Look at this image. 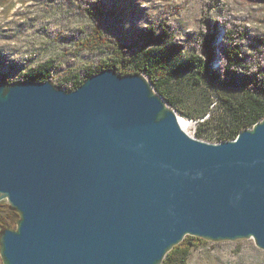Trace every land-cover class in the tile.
I'll return each instance as SVG.
<instances>
[{
	"label": "water",
	"instance_id": "obj_1",
	"mask_svg": "<svg viewBox=\"0 0 264 264\" xmlns=\"http://www.w3.org/2000/svg\"><path fill=\"white\" fill-rule=\"evenodd\" d=\"M1 202L20 217L3 264H163L187 237L264 251V119L210 144L142 73L0 81Z\"/></svg>",
	"mask_w": 264,
	"mask_h": 264
},
{
	"label": "rangeland",
	"instance_id": "obj_2",
	"mask_svg": "<svg viewBox=\"0 0 264 264\" xmlns=\"http://www.w3.org/2000/svg\"><path fill=\"white\" fill-rule=\"evenodd\" d=\"M96 29L103 32L102 41ZM149 32L167 34L164 46L181 51L179 63L215 52L220 58L212 62L213 69L221 74V51L239 46L244 58L240 78L263 84L264 0H0V81H22L29 71L50 64V80L64 90L74 89L76 76L80 82L89 68L114 64L117 52L127 58L140 53ZM89 38L93 42L88 46ZM125 71L133 74L135 67ZM193 82L190 74H183L173 83V98L181 110L151 84L179 119L191 121L187 131L192 137L220 144L213 138L224 125L218 108L222 98L238 97L241 90L203 83L211 113L199 117L206 99L194 92ZM207 120L210 124L198 136L200 123ZM187 264H264V251L254 240L207 242L193 248Z\"/></svg>",
	"mask_w": 264,
	"mask_h": 264
},
{
	"label": "trees",
	"instance_id": "obj_3",
	"mask_svg": "<svg viewBox=\"0 0 264 264\" xmlns=\"http://www.w3.org/2000/svg\"><path fill=\"white\" fill-rule=\"evenodd\" d=\"M97 39L102 41L103 32L96 29ZM145 44L140 53H136L127 58L123 51L116 54L114 64L106 62L98 65L94 69H88L86 76L83 80L75 77L74 89H78L84 81L95 74H98L106 69H115L122 75H128L125 71L130 66L135 67L133 74L142 73L150 82L157 88L161 96L168 100L175 108L179 105L173 96L174 81L183 74H190L193 77V89L196 93L203 94L206 99L203 111L198 115L205 117L211 113V100L209 95L201 89V85L224 84L229 88H240L241 93L238 97H224L222 103L218 108L222 114L220 118L223 120L224 125L213 134L219 143L235 140L238 135L246 130L254 127L264 119V81L259 84L258 79L247 80L241 79V69H244V58L239 46L226 47L221 52L223 55L222 74L213 69L212 62L220 57L215 53L208 51L204 56H191L188 59L180 62L181 51L176 47L164 46L167 39V34L161 36H154L152 32L147 33ZM91 38L85 44L89 46ZM210 47V43H208ZM153 47L149 50L146 48ZM212 49V48H210ZM214 50V49H212ZM50 64L39 66L35 70L29 71L23 80H30L35 82H46L50 80ZM70 89L69 91H73ZM181 110V109H180ZM188 117H198L193 115H186ZM211 117V116H210ZM215 117L212 118V120ZM211 120L200 123V132L210 124ZM19 215L12 211L7 205L0 203V233L5 229H16L17 220ZM207 243V241L195 237H187L182 244L171 251L163 264H187L194 247H200ZM1 259V257H0ZM2 261V260H1Z\"/></svg>",
	"mask_w": 264,
	"mask_h": 264
},
{
	"label": "bare ground",
	"instance_id": "obj_4",
	"mask_svg": "<svg viewBox=\"0 0 264 264\" xmlns=\"http://www.w3.org/2000/svg\"><path fill=\"white\" fill-rule=\"evenodd\" d=\"M179 117V116H178ZM180 125L182 129L188 133L187 128L191 126V121L190 120H184V119H179ZM189 134V133H188ZM190 135V134H189Z\"/></svg>",
	"mask_w": 264,
	"mask_h": 264
}]
</instances>
